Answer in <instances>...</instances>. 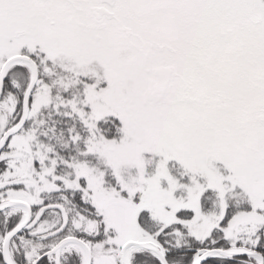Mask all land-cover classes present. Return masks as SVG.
<instances>
[{"label":"snow or ice","instance_id":"1","mask_svg":"<svg viewBox=\"0 0 264 264\" xmlns=\"http://www.w3.org/2000/svg\"><path fill=\"white\" fill-rule=\"evenodd\" d=\"M0 264H264V0H0Z\"/></svg>","mask_w":264,"mask_h":264}]
</instances>
